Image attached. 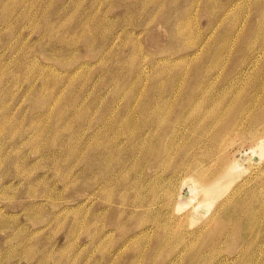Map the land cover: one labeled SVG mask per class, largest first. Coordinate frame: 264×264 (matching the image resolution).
<instances>
[{"label": "rangeland", "instance_id": "374dc122", "mask_svg": "<svg viewBox=\"0 0 264 264\" xmlns=\"http://www.w3.org/2000/svg\"><path fill=\"white\" fill-rule=\"evenodd\" d=\"M261 35L264 0H0V264H264Z\"/></svg>", "mask_w": 264, "mask_h": 264}, {"label": "bare ground", "instance_id": "6f19581e", "mask_svg": "<svg viewBox=\"0 0 264 264\" xmlns=\"http://www.w3.org/2000/svg\"><path fill=\"white\" fill-rule=\"evenodd\" d=\"M263 11V10H262ZM263 14V13H262ZM261 16V15H260ZM257 28V27H256ZM258 35V34H257ZM257 41V42H256ZM257 44V48L254 49L255 51H253V58L255 61H257V58H264V37H262V35L260 36V38L257 37V40H255V43L254 45ZM250 46L247 45L246 47ZM251 47V46H250ZM246 49V48H244ZM210 85H207L205 86L204 88H202L201 90H199L196 94H194L193 96H190L189 99H190V104L191 107H192V118L194 121H196L197 123L201 124L202 126H204V124H208L210 122H215L216 124V118H211L213 116V114L215 112H217V109L219 108V104L222 102L220 99H221V96L219 94V88L218 87H215L217 89V91L215 90V88H210ZM196 86V85H195ZM195 89V88H194ZM197 90V89H196ZM192 92V91H191ZM195 93V92H194ZM182 96V95H181ZM262 97L264 99V93L262 92ZM188 100V99H187ZM251 100V98H250ZM253 100V99H252ZM251 100V103L253 102ZM212 101V106L210 105V102ZM255 101V100H254ZM257 101V100H256ZM264 101V100H263ZM216 102V103H215ZM213 103H215V108H213ZM229 104V103H228ZM255 104V103H254ZM164 106V105H162ZM202 107H204L202 109ZM264 107V106H263ZM221 111V110H220ZM263 112V111H262ZM223 113V112H221ZM220 113V114H221ZM226 113V112H225ZM228 114V112H227ZM261 114V113H260ZM263 114V113H262ZM237 115V114H236ZM249 116V115H248ZM182 117V118H181ZM219 117V116H218ZM259 117V116H258ZM164 118V114L163 112L161 111V109H157L155 111V115H154V121H153V124H151L152 126H154L155 128L157 126H159V131H160V134H166L168 130H170L173 126H174V122H171L170 123V126L168 127H163L162 125H159L162 123V120ZM174 119L175 122L178 120V119H182L183 120V113L181 114H178V113H175L174 114ZM210 119H212L210 121ZM250 119V118H249ZM254 119V118H253ZM258 119V118H257ZM256 119V121H257ZM216 120V121H215ZM221 120V119H220ZM252 120V119H251ZM255 120V119H254ZM262 120V119H261ZM210 121V122H209ZM251 122V121H250ZM261 122V121H260ZM220 123V122H219ZM218 123V124H219ZM264 123V122H263ZM168 124V122H167ZM236 124V123H235ZM257 124V122H256ZM259 124V123H258ZM164 125H165V122H164ZM264 125V124H263ZM161 126V127H160ZM261 126V125H260ZM163 127V128H162ZM208 127H209V124H208ZM252 127V125H251ZM257 127V126H256ZM258 128V127H257ZM260 129V128H259ZM254 130V129H253ZM256 130V129H255ZM256 132V131H255ZM263 136H258L256 139H255V142L256 144L255 145H258V148L260 149L261 152L264 151V130H263ZM160 148L158 150V157L160 158V161L162 159H164V161H166V159L168 160V156L166 155V148H164V143H162L160 141ZM111 157V156H109ZM108 159V158H107ZM173 159V158H172ZM109 160V159H108ZM159 161V162H160ZM158 162V163H159ZM158 163L157 165H155L154 167H158ZM162 163V162H161ZM161 163L159 164V166H161ZM171 164V163H170ZM123 166V165H122ZM239 166V165H238ZM201 164H198L196 166L193 167V175L195 178L198 179V177L200 176V174L202 173L201 171ZM239 168H237V164L235 165H231L230 167H228L227 169L223 170V172L221 173V176H218L216 179H213V180H209L208 182L206 183H200L198 188L196 186H194L192 183L191 185L189 186V194H196V192L200 191L202 194H203V198L197 202V204H195L193 207H191L189 210V216L190 218H193L195 217V213L197 210L201 209V208H205L206 205H209L211 203V200H208V197L213 195V194H219L221 193L222 189H223V185L225 182H227L228 180H230V178L233 176L234 172H236ZM189 173V172H188ZM218 174V173H216ZM217 176V175H216ZM128 177V176H127ZM200 178V177H199ZM191 181V180H190ZM200 182L203 181V178H200L199 179ZM134 182V181H133ZM131 182V183H133ZM192 182V181H191ZM109 183V182H108ZM107 183V184H108ZM114 186V185H113ZM133 186V185H132ZM131 186V187H132ZM241 187V186H240ZM127 188V187H126ZM128 190H131V189H128ZM95 193V192H94ZM126 193V192H125ZM236 193H238V189L235 188L234 191H232L231 194H229L227 197H226V200H224L220 206L222 207L221 210H224V208L226 207V204L227 202L226 201H230V199L232 198L233 194L234 196H237ZM96 194V193H95ZM111 194V193H110ZM165 194V193H164ZM175 192H171V194L167 193L168 195V201L170 204L173 205L174 209L173 208H169V210H180V206L183 205L184 202L180 201V200H177V199H173V196H174ZM233 196V197H234ZM90 198V197H89ZM109 201V200H108ZM233 201V200H232ZM109 203V202H108ZM186 204V203H184ZM169 205V204H168ZM177 207V208H175ZM186 207V206H185ZM183 209V208H182ZM231 211V210H230ZM240 214L242 213L243 215V210H239ZM229 213V212H228ZM226 212H224V219L227 218V221L230 222V220L233 221V219H231V216L232 214H228ZM231 213H233L231 211ZM230 215V216H229ZM226 216V217H225ZM246 220V219H245ZM213 222L215 221V217L213 218L212 220ZM234 223V227H240V230L243 229V227L245 226V223L242 222V220H239V222H236V221H233ZM210 227L209 226V223L205 226H202L201 228H199L196 232H191L190 235L191 237L192 236H200L199 234L203 231H205V233H207V228ZM200 232V233H199ZM237 232V231H236ZM238 236L240 237L239 235V231L237 232V239ZM196 239V237H195Z\"/></svg>", "mask_w": 264, "mask_h": 264}]
</instances>
